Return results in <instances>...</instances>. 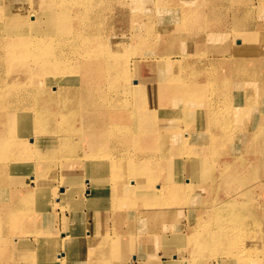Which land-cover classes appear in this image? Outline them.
Listing matches in <instances>:
<instances>
[{
  "label": "bare ground",
  "instance_id": "bare-ground-1",
  "mask_svg": "<svg viewBox=\"0 0 264 264\" xmlns=\"http://www.w3.org/2000/svg\"><path fill=\"white\" fill-rule=\"evenodd\" d=\"M120 12L130 13L124 31ZM7 119L0 236L10 229L33 238L1 239L2 249L32 250L1 261L40 264L50 248L43 264H62L73 237L79 245L68 257L108 264L118 237L94 234L100 220H83L77 235L40 228L42 210L66 201L62 212L81 222L92 201L93 215L105 203L110 213L138 207L139 218L189 212L170 251L189 252L191 264H264V205L250 230L247 214L227 202L254 187L264 200V0H0V123ZM245 155L262 177L227 197L220 184ZM47 181L63 183L49 206L38 200L57 197V188L42 191Z\"/></svg>",
  "mask_w": 264,
  "mask_h": 264
},
{
  "label": "rangeland",
  "instance_id": "rangeland-1",
  "mask_svg": "<svg viewBox=\"0 0 264 264\" xmlns=\"http://www.w3.org/2000/svg\"><path fill=\"white\" fill-rule=\"evenodd\" d=\"M154 1H155V3H157L158 0H154ZM253 3H257V0H253ZM160 4H161V1H160ZM260 6H262V5L256 4V6H255V8H256L255 9V13L257 12V10L259 9ZM120 14L122 16L121 17L122 19L120 21L118 20L117 26H118V28L120 30H123L124 31V30H126V27L128 26L129 21H128L127 15L130 14V13L129 12H120ZM115 18L116 17H114V16L110 17V19H109V21H107V23L108 24H112V22H113V20ZM132 23L134 24V26L136 28H139V25L141 24V23H139V21L137 20V18L134 19ZM203 26H204L203 23L202 22H199L197 28L198 29H202ZM3 121L4 122L0 123V126H1L0 127V130L3 133H8L7 131L10 129V127H9V124L10 123H9L8 119L7 120H3ZM150 121L153 122L152 121V115H150V117L147 116V117L144 118V121H143V126H145L144 127V130L146 129V130H150L151 131L153 129V127H152L153 125H151V122ZM151 127H152V129H151ZM50 134H53V133H50ZM148 143H150V142H148ZM42 151H45L44 147H42ZM244 160H246V161H244ZM242 161H244L243 166H241L240 168H239L240 165L239 166H236V167H234L235 170H233L231 172H227V174H229V176L227 175V178H225V181H222L221 184H220L221 190L224 189L222 191L225 193V195L227 197L231 196L232 193L234 191H236L237 188H239V187H244V186H247V185H249L251 183L253 185L256 182H257L256 184H258V180H260L261 179L260 177H262V175L260 173H258L257 171H255V162H254V160L249 159V157L245 155L241 159H239V163L242 162ZM149 167H150V164L147 163L146 165H144L143 169L144 168H149ZM258 175H259V177H258ZM262 179H264V178H262ZM231 180H232V182H231ZM255 180H256V182H255ZM227 182H230V183L227 184ZM61 184H63V183H60L58 181L57 182L56 181H47L44 184L41 183V187H42L41 189H42V191H45V192L48 191V190H50V189L57 188V190H56V192H57L56 193V196L57 197L56 198H53L54 196L48 195V196H45V197H40V198H38V200L41 201V202L42 201L43 202H46L48 206L51 203L52 204L55 203L54 201L59 200L62 197V192H63L62 191V188L63 187L61 186ZM56 185H58L59 187L58 186L56 187ZM227 185H230V186H227ZM236 185H238V186H236ZM257 189L258 188H255L254 187L250 191H248V192H246L244 194H241L238 197V199H236V200H240L239 202L237 201L238 203L236 201L235 202L234 201L229 202L227 200V202L231 204V205L229 204V207H232L233 208L235 205L238 206L236 208L234 207L235 210H236V212H235L236 215L238 214L237 216H239V217L242 216L244 218L246 216L245 214H247V216L244 219H246V218L247 219L250 218V219L248 221H246V222L244 220L243 222L248 226L247 229H249L250 226H251L250 230L252 228L253 229L256 228V230H257V228H258L257 226H258L259 221H260V216H259L260 213L259 212L262 211L263 205H264V203H263L264 200H261V199H263V196L261 194H258ZM67 190H68V188H64V191L65 192H69ZM73 191H74V193L72 195H70L71 198H73L75 200H79V198L76 195L77 194L76 193L77 190H73ZM222 191H220L221 194L223 193ZM253 191H255V192H253ZM48 194H50V193H48ZM247 198H248V200H247ZM251 200H252V202H251ZM68 201H69V199H68ZM248 202L250 203V206H249V203ZM65 203H66V201L63 202L64 205H65ZM239 203H240V205H239ZM241 203H242V205H241ZM62 205H61V203H59V205L58 206H55L53 209L54 210L57 209L58 211L61 212L62 209L64 208V207L62 208ZM40 206H42V204ZM93 206H94V203L92 201L88 205L86 203H84V206L81 207V212L84 209H88V207L91 208V211H92L93 210ZM107 206H108V209H110L112 207L109 204H106L105 203V207H107ZM255 206L257 207V209H256L257 211L255 210ZM253 208H254V210H253ZM138 209H139L138 207H135L133 212H124V211H121L119 209H115V210H113L110 213L112 215L111 216V219H110L111 220L110 221V223H111L110 226L112 227V229H114L116 227V225H115L116 223H117V225L119 227H128L129 228V231H130L129 232V234H130V238H129L130 241H129V243H130V248H131V255H132L131 260H132V262L135 261V258H136V261H137L138 264H153V262H151V260H155L156 261L155 262L156 264H191L192 262L190 260L191 257H190V253L189 252H187V251H181L179 253H174L173 252L174 254H171V251H170V248L174 247L175 245H179V244L181 245V243H180L181 242V239L179 241H176V239H175V235H174L175 232L180 231V232H182V234H186L187 229H188V226L190 224L188 223L186 226H182V224L179 223V226H177V222L174 223V221H173V224H170L169 226H167L165 222H166V218H168V217H166V218L161 217V219H160L159 217H154V215H151V217H149V215H144V217L139 218L138 216L136 217V215L138 214V212H137ZM250 209H251V211H250ZM229 210H230V208H229ZM244 210H246V211H244ZM67 212L70 215L69 216L70 217V219H69V221H70L69 230L70 231L69 232L72 233L73 235H77V234H79L81 232L79 230L78 220L76 222L75 218L73 217V211H71V213L69 211H67ZM250 212L253 213V215L255 216V219H253L254 216H252V213H250ZM231 213H232V211H228L227 212V214H231ZM131 214L135 218L133 219V222L130 223V225H128V224H126V222L130 219ZM170 214H172V213H170ZM224 214H225V211H224ZM87 218L88 217H86V216L84 217L85 222H87L86 221ZM258 218H259V221H258ZM161 221L164 224L163 227L166 226L164 229H162L163 230V233H161V231H158V229H157V223H159ZM261 221H262V219H261ZM123 222H125V223H123ZM252 222L254 224H252ZM94 224L95 223H90V225H92V226ZM54 226L58 227V229H59V223H57ZM98 227L101 228L100 231L101 230H104L105 233H107L109 235V232H110L109 225L107 227V224L105 225V224L102 223L101 225H98ZM3 233H4V235L3 236L2 235L0 236V240L1 239H9L10 240L11 239V241L14 240V241L18 242V241H20L23 238H27V237L28 238H33V235L30 234L31 236H29V233H24V234H22V233L21 234L12 233V231L10 229L9 230H7V229L4 230ZM10 233L11 234H14V235H11ZM155 234H157V235L155 236ZM162 236L164 237L163 239H162ZM91 237L92 236H90L89 238L92 239ZM71 239H73V237H71L70 238V241L66 244V248H67L68 251L66 252L65 250L62 249V252L63 253L65 252L64 254H66V260L64 259L63 261H61V263L62 264H84L85 262H79V261L77 262L76 259L67 256V254L71 253V251H70L71 249H74V248L78 247V245H79V244L75 243L73 240L71 241ZM126 241H128V240H125V242ZM161 241H162V243H164L163 245L165 246L164 248H165V251H166L164 253V255H163V259L166 260L164 262H161V259L162 258H160L159 256H156L159 253L162 255L163 248L160 245ZM98 243H99V241L97 239L96 240H93L92 244H89L88 245V249H96ZM90 246H91V248H90ZM161 248H162V250H161ZM244 251H245V253H247V246L244 248ZM70 255L72 256V254H70ZM133 256H135V257H133ZM182 257L183 258L185 257V259L179 260V258H182ZM117 259H119V257ZM121 259H123V258H121ZM171 259L173 260V262H172ZM215 260L216 259H211V261H212L211 263H213V264L215 262L217 263V261H215ZM254 260H256V259H254ZM70 262H72V263H70ZM40 264H43V263H40ZM86 264H89V262H86ZM133 264H135V262Z\"/></svg>",
  "mask_w": 264,
  "mask_h": 264
},
{
  "label": "crops",
  "instance_id": "crops-1",
  "mask_svg": "<svg viewBox=\"0 0 264 264\" xmlns=\"http://www.w3.org/2000/svg\"><path fill=\"white\" fill-rule=\"evenodd\" d=\"M83 210V209H82ZM96 212V215L92 214L91 215V208L88 207V209H84L82 212H81V222H78V226H79V230L81 231V228L82 226H84V222L83 220L85 221L84 217H88L87 218V222L89 223H92L93 221H97V220H100V222H102L103 224H107V227L109 225V229H110V232H109V235L111 236V238L113 240H115V238H117L118 240V244L117 245H114V250L112 251V255H111V259L109 260V263L108 264H133L135 262V264H138L137 261H136V258H135V261L132 262L131 258H132V255H131V248H130V234H129V228L128 227H119L117 225V223L115 224L116 227L114 229H112V227L110 226L111 223H110V219H111V214H110V211L108 209V206L107 207H101L100 205L96 206V209H95ZM47 213V212H46ZM98 213H99V216H98ZM101 214V215H100ZM41 215H45V219L44 221H42L41 223V226L40 228H43L45 225L48 226V225H51V224H54L56 225L57 223H59V228H60V231L59 232H65L64 229H66L65 227L66 226H70V215L68 214V212H60L58 211L57 209L54 210V212L52 213L51 211L48 213V214H45V211L42 210L41 212ZM49 217V218H48ZM192 215L189 213V212H182V215L179 214V212H175V213H172V214H169L168 218H166V225L169 226L170 224H173V221L177 222V226H179V223L182 224V226H186L188 224V219L191 220L192 219ZM51 220V221H50ZM174 222V223H175ZM88 223V224H89ZM166 227V226H165ZM163 227V228H165ZM101 228L99 227H95V230H93L94 234L95 233H98L99 230ZM103 232V234L105 233L104 230H101ZM66 234V232H65ZM61 235V234H59ZM157 234H155L156 236ZM98 236V235H97ZM121 237V238H120ZM128 238V239H127ZM93 240H96V237H93L92 238ZM125 240H128L127 242H125ZM164 243H160V245L162 246L163 248V251H162V255L159 253L158 255L156 256H159L161 259V262H164L166 260L163 259V255L164 253L166 252L165 251V246L163 245ZM143 247V246H142ZM91 248V247H90ZM161 248V250H162ZM2 250V251H1ZM0 257H1V253L4 255V252H5V255L4 256H12V257H19L17 256L16 254H21L22 256H27L29 255V252H31L30 250L26 249L25 251L22 250L20 252H17L18 249L16 248H12L10 250L8 249H2V246H0ZM10 252L12 253L10 255ZM55 251L54 250H51L50 248H46V250L44 251V254L43 256L45 257V260H39V263H45L48 262V258L54 253ZM73 252H71L70 254H72ZM119 257V259H117ZM135 257V256H133ZM123 258V259H121ZM6 262L8 263V261H1L0 260V264H6ZM78 262V261H77ZM132 262V263H131ZM151 262H153V264H156L155 260H151ZM23 264V263H26V262H19L18 260L14 262V264ZM72 263V262H70Z\"/></svg>",
  "mask_w": 264,
  "mask_h": 264
}]
</instances>
